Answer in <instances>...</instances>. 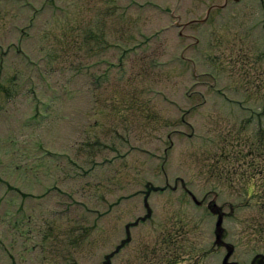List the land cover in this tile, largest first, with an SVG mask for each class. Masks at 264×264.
Listing matches in <instances>:
<instances>
[{
  "label": "rangeland",
  "instance_id": "obj_1",
  "mask_svg": "<svg viewBox=\"0 0 264 264\" xmlns=\"http://www.w3.org/2000/svg\"><path fill=\"white\" fill-rule=\"evenodd\" d=\"M225 253L264 264V0H0V264Z\"/></svg>",
  "mask_w": 264,
  "mask_h": 264
},
{
  "label": "water",
  "instance_id": "obj_2",
  "mask_svg": "<svg viewBox=\"0 0 264 264\" xmlns=\"http://www.w3.org/2000/svg\"><path fill=\"white\" fill-rule=\"evenodd\" d=\"M216 222H219V219H217ZM228 251H229V249H227V252H228ZM225 256H226V253L224 254L223 259H222V262H223L224 264H226Z\"/></svg>",
  "mask_w": 264,
  "mask_h": 264
}]
</instances>
